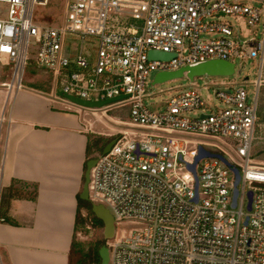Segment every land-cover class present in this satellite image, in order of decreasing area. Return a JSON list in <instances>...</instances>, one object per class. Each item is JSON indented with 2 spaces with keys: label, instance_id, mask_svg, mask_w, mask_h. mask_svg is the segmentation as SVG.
Listing matches in <instances>:
<instances>
[{
  "label": "built area",
  "instance_id": "obj_1",
  "mask_svg": "<svg viewBox=\"0 0 264 264\" xmlns=\"http://www.w3.org/2000/svg\"><path fill=\"white\" fill-rule=\"evenodd\" d=\"M49 1L0 0V64L12 69L3 87L24 89L32 62L53 78L49 98L69 103L60 93L86 101L126 96L87 109L128 110L129 121L120 122L126 128L96 159L87 184L88 202L113 218L108 264H264V163L252 157L264 85V0H68L59 27L35 15ZM72 42L80 43L77 53L68 52ZM85 42L90 59L82 53ZM149 51L174 57L150 61ZM212 60L235 67V61L257 60L254 91L243 86L245 78L241 85L221 81L228 86L214 95L221 108L206 113L193 81L171 99L147 104L151 74ZM198 147L237 168L234 208L233 174L216 158L196 163L193 201L195 180L187 166ZM122 222L142 228L118 233L115 225Z\"/></svg>",
  "mask_w": 264,
  "mask_h": 264
},
{
  "label": "crops",
  "instance_id": "obj_2",
  "mask_svg": "<svg viewBox=\"0 0 264 264\" xmlns=\"http://www.w3.org/2000/svg\"><path fill=\"white\" fill-rule=\"evenodd\" d=\"M7 83H0V264L76 262L90 247L79 234L86 165L101 155L88 157L87 148L110 137L94 130L106 128L105 113L33 87L8 92Z\"/></svg>",
  "mask_w": 264,
  "mask_h": 264
},
{
  "label": "rangeland",
  "instance_id": "obj_3",
  "mask_svg": "<svg viewBox=\"0 0 264 264\" xmlns=\"http://www.w3.org/2000/svg\"><path fill=\"white\" fill-rule=\"evenodd\" d=\"M67 1L68 0H50L47 7H37L35 15H39L38 21L42 24H50L56 27L62 26L65 16V5ZM246 2L248 4H251V2ZM223 21L232 22L233 20L230 17H226ZM256 29L260 31L262 29V23L258 27H256ZM71 45L72 47L69 48L68 52L72 50L73 53H77L80 47V43L72 42ZM91 48V44L88 42H85L82 46V53L88 59L91 58ZM68 55L71 56V53H68ZM33 57L34 54L31 53L29 55V58L32 59ZM235 65V74L231 77H202L194 79V86L198 89L204 101L203 112L207 113L208 111H213L215 109L221 108L214 96L218 90H225L228 87L227 85H221V81L230 82L233 85H241L244 78L247 77L248 80L244 83L243 86L248 89L249 94L254 91L252 82L257 77L258 61H235ZM153 78L154 74H151L147 86L148 92H150L151 94L150 98L147 101L148 105L158 103L159 101H167L172 97L176 96L178 93H180V91L188 88L190 85V81L185 78L175 79L162 84L153 85ZM11 80L12 69L10 68V66L0 64V83L10 82ZM23 85L24 87H33L34 89H40L41 91H48L50 93V91L54 87V81L49 72L36 68V66H34L30 62L23 75ZM114 111H116V113L120 111L124 113L126 112L124 109H115ZM257 113L258 119L256 128V138L252 146V153L256 154L257 152H262V156L259 159H253L256 162L264 163V85H262L259 89V103ZM192 116H194V114H192ZM109 117H112L109 115V113H105V115L103 116V119L106 122V128L98 126L94 129L95 132L99 130L107 131V133L110 135V137L107 138V140H109L107 141V144L112 140L116 139L118 131L124 130L126 128V126H124L120 122L126 123L129 121L127 112L126 117L124 116L125 118H117L116 120L111 121L110 119H108ZM96 124H100V121L96 122ZM222 141L227 146H229L228 144L232 143L230 139H222ZM95 155L98 156L100 154L96 153ZM88 221H91L92 223L89 224ZM87 225H89L90 227L89 230L86 228ZM141 228L142 225L135 222H122L119 225H115V229L118 233H128L134 230H139ZM79 234L81 237L80 244L84 247L88 245H93L96 242H101L102 245L106 244V242L103 240V227L94 224L91 216L87 215L84 228H82Z\"/></svg>",
  "mask_w": 264,
  "mask_h": 264
},
{
  "label": "water",
  "instance_id": "obj_4",
  "mask_svg": "<svg viewBox=\"0 0 264 264\" xmlns=\"http://www.w3.org/2000/svg\"><path fill=\"white\" fill-rule=\"evenodd\" d=\"M174 55L157 52V51H149L148 52V59L150 61H168L172 59ZM239 73V72H238ZM235 74V66L233 63L219 61V60H212V61H205L199 62L191 65L184 66L176 71L171 72H164L158 73L154 76L152 84H162L171 80L175 79H187L190 82H193L195 78H202V77H231ZM240 74V73H239ZM247 80V78H245ZM60 96L64 98L66 101L71 103L74 106H77L82 109H102L108 105L114 104L126 96H118L111 99L106 100H99V101H86L80 98L60 93ZM115 143V139L109 142L102 150L101 155L106 154L112 145ZM204 157L216 158L220 160L227 168L230 169L231 173L233 174V189H232V199H231V207L234 208L236 205V198H237V184L239 182V173L237 168L232 166L223 156L220 154H213L202 147H198V155L194 159L193 164L188 165L187 169L193 174L195 180V197L193 199L194 202L197 201V177L195 173V165L196 163ZM96 159L90 160L86 165V170L84 174V182L82 186V191L79 195V198L83 201H88L87 195V184L89 178V171L92 166L95 164ZM251 192H248L247 198V210H250L251 206ZM91 212L93 216L100 220L103 226V240L106 242L110 240L114 235V222L113 218L109 214V212L100 205H91ZM98 255L100 258V264H108V249L106 244H103L100 249L98 250Z\"/></svg>",
  "mask_w": 264,
  "mask_h": 264
},
{
  "label": "trees",
  "instance_id": "obj_5",
  "mask_svg": "<svg viewBox=\"0 0 264 264\" xmlns=\"http://www.w3.org/2000/svg\"><path fill=\"white\" fill-rule=\"evenodd\" d=\"M32 63V62H31ZM33 64V63H32ZM34 71V70H33ZM47 92V91H45ZM127 112L128 116V110L127 108H123ZM115 109H110L106 113H109L112 117H119V118H125L126 112L124 113V116L121 115V113L114 111ZM258 117V113H257ZM107 139H103L101 137H94V140L91 142V145L89 144V147L87 148V156L91 157L93 153L100 154L107 144ZM253 158L259 159L262 156V152H257L256 154L252 153ZM79 204L83 206V209L86 211L88 216L92 217V220L94 224L102 226V223L100 220L96 219L92 212H91V204L88 201H81L79 200ZM102 246L101 242H96L93 245H90L89 249H87L85 252H82L81 250L77 251L78 259L77 261H72V259L69 261V264H100V259L98 256V249Z\"/></svg>",
  "mask_w": 264,
  "mask_h": 264
}]
</instances>
